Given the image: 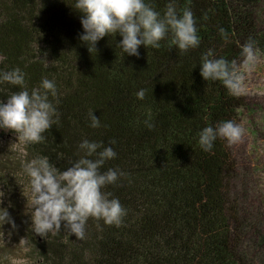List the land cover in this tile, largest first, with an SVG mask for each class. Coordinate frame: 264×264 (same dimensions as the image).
Here are the masks:
<instances>
[{"label": "trees", "instance_id": "trees-1", "mask_svg": "<svg viewBox=\"0 0 264 264\" xmlns=\"http://www.w3.org/2000/svg\"><path fill=\"white\" fill-rule=\"evenodd\" d=\"M263 1L176 0L178 10L191 9L199 46L181 53L166 37L159 49L140 46L137 57L116 49L119 35L101 38L89 52L78 39L74 0H0V70L19 67L29 90L41 77L54 80L59 101V121L43 133V142H20L21 153L0 150L1 181L14 188L25 177L22 162L37 155L67 167L82 138L115 140L116 157L104 169L124 173L105 188L125 209L120 225L90 217L77 239L62 223L38 241L39 264H255L246 246L255 225L264 230L257 222L264 193L247 190L254 185L242 177H255L259 169L247 173L234 144L217 139L209 152L197 144L206 124L231 119L241 126L250 100L203 80L198 63L208 48L238 58L249 36L264 53L256 14ZM149 2L162 13L167 0ZM219 27L229 33L227 44ZM140 89L142 100L135 95ZM15 91L19 86L0 84V100ZM90 110L100 120L97 128L89 126ZM149 116L151 129L143 123Z\"/></svg>", "mask_w": 264, "mask_h": 264}, {"label": "clouds", "instance_id": "clouds-1", "mask_svg": "<svg viewBox=\"0 0 264 264\" xmlns=\"http://www.w3.org/2000/svg\"><path fill=\"white\" fill-rule=\"evenodd\" d=\"M80 14L82 31L78 39L92 52L105 36L121 39L115 47L128 56H139L140 46L159 49L167 37L169 48L173 46L181 53L197 48L200 37L190 8L178 10L176 0H167L163 12L157 11L149 0H74L71 5ZM205 19L207 18L205 14ZM225 44L229 33L217 29ZM238 58L226 59L217 56L212 48L200 54L199 74L205 81H218L227 94L239 97L247 92V76L257 65L261 49L251 36L239 45ZM196 67V66H195ZM19 86V91L0 100V129L10 130L17 141L25 144L41 143L43 133L59 121L57 87L54 80L41 77L39 85L29 90L25 73L15 67L0 70V84ZM143 99L145 90L135 93ZM51 97V99H50ZM89 126L97 128L100 120L91 110L88 113ZM145 127L153 128L151 117L143 121ZM244 129L231 119L215 124H206L197 132V144L205 152L213 148L217 139L227 145L240 141ZM104 141L82 138L77 144V158L60 169L48 156L37 155L22 162L26 183L22 184L25 197V213L30 219V228L39 236L59 232L61 225L67 235L74 234L83 239L85 225L91 217L102 220L106 225L119 226L125 209L119 199L106 186L116 184L124 173L118 169H104L106 161L116 157L112 145ZM104 169V170H102ZM5 224L16 227L7 207H0V227Z\"/></svg>", "mask_w": 264, "mask_h": 264}, {"label": "rangeland", "instance_id": "rangeland-1", "mask_svg": "<svg viewBox=\"0 0 264 264\" xmlns=\"http://www.w3.org/2000/svg\"><path fill=\"white\" fill-rule=\"evenodd\" d=\"M256 14L259 26L264 27V1L256 8ZM246 79L245 96L250 104L241 117L243 135L239 142L234 143L233 149L247 165V173L250 168L259 169L255 177H242L254 185L253 188L248 186L246 189L264 193V56H260L256 68ZM0 137V150L8 147L22 152L20 142L10 130L0 129ZM18 178L14 188L6 187L0 178V207L8 208L16 224L15 228L7 224L0 227V264H39L37 247L42 236L33 233L30 228V219L25 213V197L22 194V184L26 183V177ZM13 197L17 200L15 204ZM254 205L258 207L256 203ZM257 222L264 224V216H260ZM255 226L258 229L247 244L246 252L252 255L255 264H264V230L263 226Z\"/></svg>", "mask_w": 264, "mask_h": 264}]
</instances>
